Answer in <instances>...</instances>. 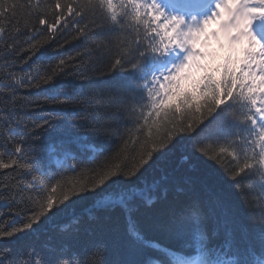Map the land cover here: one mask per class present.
<instances>
[{
	"label": "snow or ice",
	"instance_id": "snow-or-ice-1",
	"mask_svg": "<svg viewBox=\"0 0 264 264\" xmlns=\"http://www.w3.org/2000/svg\"><path fill=\"white\" fill-rule=\"evenodd\" d=\"M4 20L0 239H32L19 255L0 247V264H264V0H0ZM70 25L76 39L115 35L97 45L114 57L109 71L122 73L114 89H72L60 98L57 82L72 58L43 70L30 65ZM44 86L42 102L29 95ZM44 105L47 115H30ZM49 131L57 136L42 146ZM88 137L113 147L97 148ZM178 144L203 158L220 194L200 195L167 176L136 184L141 169ZM73 146L92 158L82 161ZM233 191L248 224L230 209ZM89 200L59 235L35 239L47 221ZM158 201L166 208L141 227L136 213ZM116 210L126 238L124 258L113 261L105 233Z\"/></svg>",
	"mask_w": 264,
	"mask_h": 264
},
{
	"label": "trees",
	"instance_id": "trees-1",
	"mask_svg": "<svg viewBox=\"0 0 264 264\" xmlns=\"http://www.w3.org/2000/svg\"><path fill=\"white\" fill-rule=\"evenodd\" d=\"M51 2V0H48ZM83 2V0H81ZM8 4L17 3L21 6H25L27 0H7ZM50 19V17H49ZM90 22V18L86 19L83 23ZM7 26V20L0 21ZM83 23L79 26L82 27ZM19 26L23 27V19H20ZM45 35H48L45 33ZM77 36L76 26H69L66 30L61 29L57 32L54 40H51L45 45L39 52L32 57L30 65L33 68L47 69L55 66L59 59L64 58L69 61L70 67L67 69V74L62 75L60 80L57 82L59 87L57 92L60 94V98H63V93L72 89H92L96 91L107 92L114 89L121 82L120 77L122 73L109 71V65L111 59L107 51V48H98L97 45L103 41L105 45L109 40H115V35L112 36H94L90 32L86 37ZM121 39H130L127 33L121 35ZM29 65H24L23 68L18 71L28 70ZM44 86L42 89H33L29 95L33 98L43 100V96L46 94ZM2 100V97H0ZM51 108L50 105H44L43 110L36 109L30 113L32 117H38L41 115H47L48 110ZM73 116L69 114L67 120L71 123ZM86 131L84 128H74V133L83 134ZM55 132L49 131L45 133L41 145H47L48 141L52 138H56ZM88 139L94 140L97 148L108 149L113 147L104 143L99 138L88 137ZM73 154L79 155L80 159L84 162L89 161L92 158V153H81L78 151L76 146H73ZM188 159H185V157ZM202 159H196L186 151L185 146L176 145L171 147L170 151H166L165 155L154 157L155 163L152 164L151 168L147 171L141 169V173H138V179L133 178L137 185L143 186L145 184H152L154 181L161 180L167 176L168 182L180 187H187L185 181L190 182V186L194 190L203 196L210 195L212 193L220 194L221 187L216 184L215 180L212 179L210 173L207 171L205 165L202 163ZM76 161H69V163H75ZM150 163H152L150 161ZM210 163V162H209ZM52 167L56 168L55 163H52ZM61 175H67L72 178L76 174L72 172L60 173ZM206 185V189L203 187ZM182 197V194H180ZM176 198L173 196L169 197V200ZM91 201H78L76 205H71L65 213H61L54 216L51 220L47 221L44 227L41 228L38 234H35V239L42 242L48 235H59L61 226L72 219L73 214L81 215L84 212V205H90ZM166 203L164 201H158L151 209H145L141 207L136 213V218L140 222L141 227L147 229L149 221L155 216L159 215L165 208ZM229 206L233 213L236 214L237 218L244 224H248V210L241 203L239 197L233 191L229 197ZM7 219L5 210L0 207V222ZM108 231L105 233V238L109 241L110 252L109 260H121L124 258L123 242L125 240V217L122 212L116 210L109 214L107 220ZM3 223H0V227H3ZM148 235L152 238L159 239L156 233L148 231ZM32 239L31 237H25L21 234L18 237L11 239H0V247H9L12 249L13 255H19L24 250V244L27 240ZM175 246V245H173ZM149 255H155V253H149Z\"/></svg>",
	"mask_w": 264,
	"mask_h": 264
}]
</instances>
